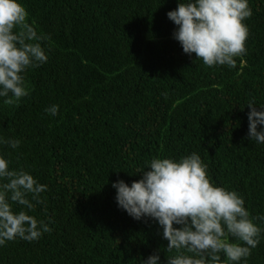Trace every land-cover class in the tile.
<instances>
[{"label": "trees", "instance_id": "16d2710c", "mask_svg": "<svg viewBox=\"0 0 264 264\" xmlns=\"http://www.w3.org/2000/svg\"><path fill=\"white\" fill-rule=\"evenodd\" d=\"M21 2L49 38L48 61L26 71L29 96L0 98V136L21 141L0 152L47 185L29 214L52 231L7 242L0 264H140L157 251L166 264L174 253L162 229L118 208L111 186L139 180L154 157L196 152L218 186L264 215V144L247 136L248 100L264 104V0H249L247 51L234 68L183 52L167 18L178 0ZM53 104L55 117L45 113ZM247 264H264V238Z\"/></svg>", "mask_w": 264, "mask_h": 264}, {"label": "clouds", "instance_id": "9594fccd", "mask_svg": "<svg viewBox=\"0 0 264 264\" xmlns=\"http://www.w3.org/2000/svg\"><path fill=\"white\" fill-rule=\"evenodd\" d=\"M252 16L249 0H178L167 18L176 26L172 37L185 54L208 67L236 66L246 54ZM28 22L21 0H0V98L14 105L30 95L25 73L48 61L46 41ZM248 133L251 141L264 144V104L248 100ZM259 109V110H258ZM45 113L55 117L59 105ZM259 126V127H258ZM21 141L0 136V145L13 150ZM9 154L0 152V247L17 238L33 242L52 228L30 215L47 185L23 168L11 167ZM139 180L112 183L118 208L134 220H154L162 229L165 250L173 255L166 264H247V258L264 238V215L253 216L245 198L236 190L218 186L199 154L154 157ZM135 176V175H129ZM223 256V259H222ZM161 264L159 251L139 261Z\"/></svg>", "mask_w": 264, "mask_h": 264}]
</instances>
